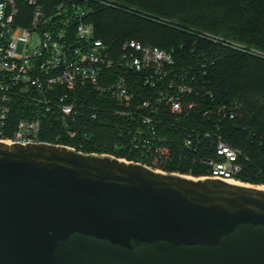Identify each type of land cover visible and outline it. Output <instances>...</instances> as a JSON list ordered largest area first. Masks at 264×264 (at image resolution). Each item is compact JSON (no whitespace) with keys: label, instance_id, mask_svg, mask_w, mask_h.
I'll use <instances>...</instances> for the list:
<instances>
[{"label":"trees","instance_id":"16d2710c","mask_svg":"<svg viewBox=\"0 0 264 264\" xmlns=\"http://www.w3.org/2000/svg\"><path fill=\"white\" fill-rule=\"evenodd\" d=\"M36 3L47 20L72 16L65 27L71 31L79 21L91 24L93 38L112 61L99 85L106 87L123 76L130 93V100L118 102L109 91L76 85L66 92V100L76 102L71 127L78 136L57 139L61 125L47 121L41 140L196 179L210 176L207 162L217 160L216 147L222 143L237 152L233 179L264 187V0ZM16 4L15 25L29 27L35 7L25 0ZM131 43L166 52L170 64L161 61L157 68L150 62L126 71L124 55L141 57ZM170 97L176 98L180 112L171 111ZM9 114L8 134L19 115L15 109ZM143 117L155 130L150 149L134 147L141 139L137 129L145 137L151 134L147 130L152 132ZM82 134L92 136L83 139ZM162 146L167 154L160 151Z\"/></svg>","mask_w":264,"mask_h":264},{"label":"water","instance_id":"95a60500","mask_svg":"<svg viewBox=\"0 0 264 264\" xmlns=\"http://www.w3.org/2000/svg\"><path fill=\"white\" fill-rule=\"evenodd\" d=\"M0 264H264V189L0 140Z\"/></svg>","mask_w":264,"mask_h":264},{"label":"built area","instance_id":"2783aa9c","mask_svg":"<svg viewBox=\"0 0 264 264\" xmlns=\"http://www.w3.org/2000/svg\"><path fill=\"white\" fill-rule=\"evenodd\" d=\"M17 1L0 0L1 141L31 145L43 143L45 141L41 140L39 133L47 121L61 125L63 133L57 134V139L62 137L75 139L78 133L72 129L71 123L77 117L78 111L75 108L76 102L66 100V92H73L76 85H80L81 89L87 84L105 93L109 91L118 102L130 100L126 79L123 76H118L106 87L99 85L106 77L104 68L111 67L112 61L108 58L101 41L93 38L91 24L79 21L71 31L65 27L69 24L68 21L74 19L72 16L47 20L36 7V0H25L35 8L30 26L23 28L14 23ZM131 46L137 52L140 51L141 57L127 59L124 55L126 71L132 68L139 70L150 62L157 64V68L162 66L161 61L170 64V56L162 50L141 47L135 43H131ZM167 105L172 112L181 110L174 97L167 99ZM13 109L19 115L15 126L8 134L7 123L9 113ZM143 122L149 124L152 132L147 130V133L151 134L145 137L143 130L137 129V135L141 139L136 140L134 147L150 149L155 130L146 117H143ZM87 136L90 138L92 134H82L83 139ZM67 148L76 153L87 154L81 150V146L77 150L75 147ZM216 149L217 160L207 162L211 171L207 178L232 180L238 171L234 164L237 152L222 143L218 144ZM160 151L162 154L168 153L163 146Z\"/></svg>","mask_w":264,"mask_h":264},{"label":"bare ground","instance_id":"6f19581e","mask_svg":"<svg viewBox=\"0 0 264 264\" xmlns=\"http://www.w3.org/2000/svg\"><path fill=\"white\" fill-rule=\"evenodd\" d=\"M117 70V69H116ZM110 84V83H109ZM89 91V90H88ZM106 96H107V94H105ZM102 97V96H101ZM103 98V97H102ZM99 99H101V98H99ZM156 170V169H155ZM157 171H159V170H157ZM159 172H161V171H159ZM163 173V172H162ZM205 178H207V177H205ZM224 181H226V182H228V183H230V184H232V183H236V184H240L239 182H237V181H230V180H224ZM259 188H261V189H264V187L263 186H259Z\"/></svg>","mask_w":264,"mask_h":264},{"label":"rangeland","instance_id":"374dc122","mask_svg":"<svg viewBox=\"0 0 264 264\" xmlns=\"http://www.w3.org/2000/svg\"><path fill=\"white\" fill-rule=\"evenodd\" d=\"M233 181H236V180H234V179H232ZM232 180H230V181H232ZM238 182V181H237Z\"/></svg>","mask_w":264,"mask_h":264}]
</instances>
